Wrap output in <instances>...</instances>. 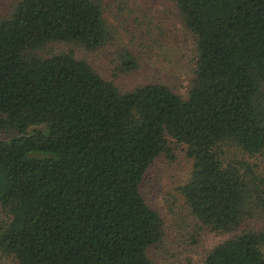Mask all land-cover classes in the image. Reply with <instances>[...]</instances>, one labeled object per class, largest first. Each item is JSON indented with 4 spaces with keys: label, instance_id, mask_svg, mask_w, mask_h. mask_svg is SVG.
<instances>
[{
    "label": "trees",
    "instance_id": "1",
    "mask_svg": "<svg viewBox=\"0 0 264 264\" xmlns=\"http://www.w3.org/2000/svg\"><path fill=\"white\" fill-rule=\"evenodd\" d=\"M127 1L0 7V251L17 264H161L150 248L166 223L141 185L177 143L194 226L227 234L201 264H264V0H173L194 39L184 95L113 80L140 67L123 14L106 16ZM114 43L105 76L92 59Z\"/></svg>",
    "mask_w": 264,
    "mask_h": 264
},
{
    "label": "rangeland",
    "instance_id": "2",
    "mask_svg": "<svg viewBox=\"0 0 264 264\" xmlns=\"http://www.w3.org/2000/svg\"><path fill=\"white\" fill-rule=\"evenodd\" d=\"M10 0H0V7ZM111 8L106 16L113 21L114 14L126 19L120 29L122 46L139 55L140 67L129 73L117 74L113 80L130 86L150 79L164 81L177 93L184 95L193 76L192 55L194 39L181 21L173 0H128L123 11ZM117 16V15H116ZM131 32L134 33L132 39ZM119 47V46H118ZM105 46L95 53L94 64L105 75H110V65L115 63L121 49ZM8 132V131H7ZM6 134L0 128V137ZM172 157L160 155L145 173L141 192L146 201L155 207L166 223V237L150 248L152 256L161 264H201L205 250L227 234L199 232L194 219L182 201L179 186L190 170V160L183 146L171 144ZM7 219V212L0 207V224ZM260 225L261 221H250ZM197 230V232H196ZM0 264H17L14 257L0 251Z\"/></svg>",
    "mask_w": 264,
    "mask_h": 264
}]
</instances>
